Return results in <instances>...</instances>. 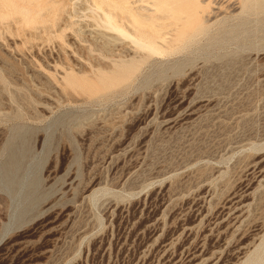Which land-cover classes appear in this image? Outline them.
<instances>
[{
    "label": "rangeland",
    "instance_id": "374dc122",
    "mask_svg": "<svg viewBox=\"0 0 264 264\" xmlns=\"http://www.w3.org/2000/svg\"><path fill=\"white\" fill-rule=\"evenodd\" d=\"M121 1L0 0V264H264V0Z\"/></svg>",
    "mask_w": 264,
    "mask_h": 264
},
{
    "label": "bare ground",
    "instance_id": "6f19581e",
    "mask_svg": "<svg viewBox=\"0 0 264 264\" xmlns=\"http://www.w3.org/2000/svg\"><path fill=\"white\" fill-rule=\"evenodd\" d=\"M84 3V2H83ZM97 4L100 5V9L101 7H106V9H109L110 11H112V14L114 15V17L118 20V22L121 24V26L123 27H133L134 28V31H141V29H145V27L143 26L144 24L142 23V15L141 14H137L138 10H136L135 14H133L125 5L124 2H122L121 0L118 1V0H98ZM135 5V4H134ZM140 5V3H139ZM167 5V4H166ZM170 5V4H169ZM51 4H43L41 6H36V7H32L34 9H39V10H43V8H47V7H50ZM93 7V5H92ZM31 8V7H30ZM78 9V8H77ZM92 9V8H91ZM150 10V9H149ZM103 13V17H105V20L107 22L108 25H110V31L116 33V34H120L121 36H123L122 38H126V39H129L131 40L133 43L139 45L140 47L144 48V49H147L149 50L150 52H154V50L151 48V46L149 44H147L146 42H142L141 41H137V39L131 37L128 32H124L122 30L119 29V27H117L115 24H112L110 22V16L106 13H104V10H101ZM135 11V10H134ZM144 11V10H143ZM140 12V11H139ZM100 13V12H99ZM141 13V12H140ZM149 13V12H148ZM102 17V18H103ZM146 15H145V18H144V21L146 19ZM159 18V17H157ZM101 19V18H100ZM148 19V18H147ZM146 19V20H147ZM148 22H149V19H148ZM151 22L153 23V21L151 20ZM159 24V23H158ZM164 25V24H163ZM168 25V24H167ZM157 26V25H156ZM169 26V25H168ZM147 28V27H146ZM129 29V28H128ZM167 29V28H166ZM130 30V29H129ZM149 31V30H148ZM144 32V31H142ZM150 32V31H149ZM148 32V33H149ZM100 33V32H99ZM98 33V34H99ZM131 33V32H130ZM134 33V32H132ZM154 33V32H152ZM150 33V35L152 34ZM158 33V32H157ZM155 33V34H157ZM163 33V32H162ZM193 33V32H192ZM159 34V33H158ZM188 34V32H187ZM119 35V36H120ZM133 35V34H132ZM153 35V34H152ZM163 35V34H162ZM189 35V34H188ZM102 40H104L106 43L107 42H114L117 40V38L119 37H113L111 36L110 34H102ZM120 36V37H121ZM174 36V35H173ZM154 37V36H152ZM162 37V36H161ZM188 37V36H187ZM186 38V37H185ZM103 42V41H102ZM166 45V44H165ZM138 51V50H137ZM156 55V53L154 54ZM144 57V56H142ZM238 206V205H237ZM232 209V208H231Z\"/></svg>",
    "mask_w": 264,
    "mask_h": 264
}]
</instances>
